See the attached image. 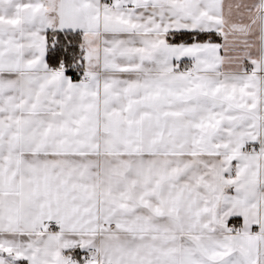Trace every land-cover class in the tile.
<instances>
[{
	"label": "snow or ice",
	"instance_id": "6c2138e0",
	"mask_svg": "<svg viewBox=\"0 0 264 264\" xmlns=\"http://www.w3.org/2000/svg\"><path fill=\"white\" fill-rule=\"evenodd\" d=\"M0 264H264V0H0Z\"/></svg>",
	"mask_w": 264,
	"mask_h": 264
},
{
	"label": "trees",
	"instance_id": "16d2710c",
	"mask_svg": "<svg viewBox=\"0 0 264 264\" xmlns=\"http://www.w3.org/2000/svg\"><path fill=\"white\" fill-rule=\"evenodd\" d=\"M214 42H219L218 38L214 40Z\"/></svg>",
	"mask_w": 264,
	"mask_h": 264
}]
</instances>
